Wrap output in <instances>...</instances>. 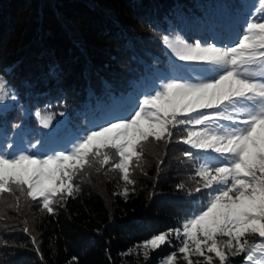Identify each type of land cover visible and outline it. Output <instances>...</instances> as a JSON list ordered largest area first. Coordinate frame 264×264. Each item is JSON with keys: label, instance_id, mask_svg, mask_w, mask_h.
Listing matches in <instances>:
<instances>
[{"label": "trees", "instance_id": "16d2710c", "mask_svg": "<svg viewBox=\"0 0 264 264\" xmlns=\"http://www.w3.org/2000/svg\"><path fill=\"white\" fill-rule=\"evenodd\" d=\"M239 1L249 14L257 3ZM236 8L230 16L225 0H0V73L19 97L18 103L0 110V128L17 149L40 140L38 154L43 156L96 125L127 117L161 78H194L199 73L198 65L178 61L162 42L166 35H180L173 25L209 31L207 39L198 40L216 45L222 44L225 32L231 44L236 23L243 19ZM37 110L53 116V134L40 127ZM17 122L31 134H14L11 125ZM187 148L176 140L167 148L147 144L143 167L148 175L134 172L136 191L127 199L113 195L123 187L118 172L90 169L91 183L81 182L76 198H69L63 208L56 206L55 215L23 201L17 213L6 207L14 203L10 197L0 201V215L7 213L0 220V264H41L22 231L25 220L37 237L44 264H68L73 256L79 264H159L178 242L163 246L148 260L121 253L153 234L180 227L206 199L203 193L188 197L176 188L182 182L190 185L194 175L182 155ZM158 158L165 160L159 173Z\"/></svg>", "mask_w": 264, "mask_h": 264}, {"label": "snow or ice", "instance_id": "6c2138e0", "mask_svg": "<svg viewBox=\"0 0 264 264\" xmlns=\"http://www.w3.org/2000/svg\"><path fill=\"white\" fill-rule=\"evenodd\" d=\"M245 21L238 38L224 46L164 36L172 55L183 64L198 65L199 73L194 78H161L127 117L96 125L61 150L41 156L40 140L17 149L0 128V201L10 197L14 203L6 207L17 213L23 201L55 215L56 206L63 208L69 198H76L81 182L91 183L90 169L118 172L123 187L113 195L127 199L136 191L134 172L148 175L145 146L167 148L176 140L188 146L182 155L194 168L191 184L179 183L177 190L188 197L203 193L206 199L180 227L153 234L121 255L148 260L176 241V250L159 264H233V257H242L244 264H264V0H257ZM7 99L19 101L0 79V103ZM35 115L42 129L55 132L51 114L37 110ZM11 128L17 135L31 134L19 122ZM164 163L158 158L157 173ZM23 223L22 231L44 264L33 229ZM250 237L259 239L250 242ZM68 264H79V257H71Z\"/></svg>", "mask_w": 264, "mask_h": 264}, {"label": "rangeland", "instance_id": "374dc122", "mask_svg": "<svg viewBox=\"0 0 264 264\" xmlns=\"http://www.w3.org/2000/svg\"><path fill=\"white\" fill-rule=\"evenodd\" d=\"M225 3L227 5V7H228L230 16L233 15L234 11L237 9L236 6H238L239 9H240V12H241V16L240 17L238 16V18H242L243 17V19L238 21L236 23V26H235L236 27L235 29L237 31V37H236V39H237L238 35L242 32V25L245 24V22H246L245 21V17L249 15V12L246 9V7L243 4H241V2L239 0H225ZM172 19L173 20L171 21V23H173V24L176 23V20H175L176 16H174ZM173 26H174V28L179 30L181 37L188 43H194L195 41H197L199 39V37L207 39L208 36L210 35L209 31L208 32L206 31L205 33L195 32L194 28L190 27V25H186V26H183V27L181 26L180 27L179 24H175ZM178 28H180V29H178ZM220 39H221V43L222 44L221 45H217V46H224V45H229L230 44V42H229L230 39L225 38V32H222V35H221ZM207 43H210V42L208 41ZM0 79L4 80L6 82L5 77L1 73H0ZM132 98H133V96L130 95L129 99H132ZM13 102H14L13 100L7 99L3 103H0V110H3V109H6V108L10 107L13 104ZM258 239H259L258 237H250V242H254V241L258 240ZM231 259L232 260L236 259L235 261H233V264H244L242 257H241L240 260H238V257H233ZM180 264H184V262L181 260Z\"/></svg>", "mask_w": 264, "mask_h": 264}]
</instances>
